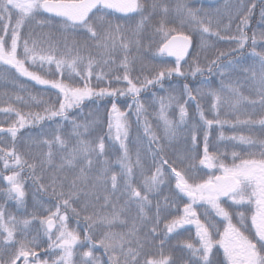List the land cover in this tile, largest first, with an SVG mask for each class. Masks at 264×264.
Returning a JSON list of instances; mask_svg holds the SVG:
<instances>
[{
  "label": "snow or ice",
  "instance_id": "snow-or-ice-1",
  "mask_svg": "<svg viewBox=\"0 0 264 264\" xmlns=\"http://www.w3.org/2000/svg\"><path fill=\"white\" fill-rule=\"evenodd\" d=\"M160 7L158 4H153L152 8L155 10ZM253 8L255 5L252 6ZM163 13L167 16L168 8L163 6ZM147 8L140 0H0V65L9 67L21 76L30 79L31 81L42 85L50 86L52 89L57 90L58 99L56 104H50L44 109V114L39 112H28L26 115L21 114L20 111L11 105L7 108L0 109L4 113H13L18 117L15 124L8 128L0 127V132L9 133L15 142L17 133L20 129L25 128L27 124L33 122H39L44 119L63 118L68 119V112L73 108H79L85 101L95 102L93 98L104 99L108 98L111 103L110 111V123L109 131H115V140L119 141L120 148L123 155L117 159L116 163L120 166L123 179L125 194L133 201L136 207L143 214L144 218H147V213L144 212L145 207H151L152 201L149 199V194L155 191L161 183L164 182V173L162 166H168L171 173L175 178V188L178 194H183L187 197L189 203L183 206V212L181 215L175 216L165 223V234L176 233L178 230L185 228L186 226H194L195 237L197 243L191 241H185L183 247L190 253L191 264H211L209 255L212 252L213 247L216 244L222 246L224 254L227 258L228 264H264V139H253L251 136H233L231 139L239 140L241 144L247 145L249 148H259V152H249L248 158H243L237 153H233V162L228 165L221 159L220 155L216 152L209 151L208 145V133L204 135L203 155L199 163L206 166L207 169L219 171V175H209L206 179H200L196 182V177L186 175V171H180L177 167L169 165V161L164 159L161 155L165 152L164 144H161L163 139L166 143L171 141L176 135L177 124L168 118L167 108L176 98L174 96L160 99L159 119L163 122V136L158 137L152 133V129L148 126L145 120V132L152 133L151 141L156 145V155L160 156V164H153L156 171L146 177L143 180L142 188L143 194L140 188L134 187L131 178L133 175V161L128 153L127 145L124 141L128 136V123L127 114L122 112L116 101L119 98L131 96L133 97V104L135 105V114L137 121L144 115L146 109L144 105L139 101V95L143 89L147 86L156 84H162L164 78L171 77L173 75L185 76V73L181 70L180 61L187 55L190 47L192 46V37L184 33L176 32V29H170L166 26L165 21L162 19L158 31L163 34L162 46L159 48L161 54H167L175 57V67L165 68L159 70L152 79L145 78L144 81L136 82L128 75V58H124L125 73L121 76H115V83L119 84L122 81L127 82L126 88L112 87V81H108L107 87H92L90 79L92 77L93 59L89 55L83 57L79 51H76L75 55L71 52L68 55L57 56L54 49L49 46L47 51L44 49H38L35 41L23 39L21 36L22 30L27 27V23L35 20L36 17L41 15H48L52 18H59L62 21L63 30H81L84 35L90 39L96 41L95 47L103 49L102 56H107L112 59L113 53L117 46L128 51V43H125L123 39L117 40V35L122 34L123 29L119 24H113L110 20L106 19L107 15L112 12H117L125 16L129 14H140L143 16ZM252 9L249 8L246 12L238 15L240 24L237 25L239 35L236 37H229L239 47L237 51H242L245 45L251 40V46L253 51L251 55L258 61V71H253L251 79L259 86V95L261 100L259 105L264 109V52H256L255 45L257 40L264 41V32L259 36L253 34L249 37L245 32L249 24V18ZM176 12L186 18V22H182V27H187L189 23L198 26L199 33L204 36H219V31L213 30V20L211 17L204 15L203 18L198 14L196 10L189 7L187 3L178 2L176 5ZM264 15V13H262ZM207 21V22H205ZM42 24H47V21H41ZM145 20H141L136 25L132 35L137 36L142 31ZM215 27L218 29L219 22H216ZM101 29L98 31L97 29ZM116 34V35H114ZM129 43L137 44L138 40L129 41ZM18 49L20 50L18 54ZM44 54H41V53ZM224 55L223 53L220 54ZM22 57V58H21ZM87 59L88 72L86 76L81 77L82 86H75L66 83L63 78L61 79H48L45 75H41V72L45 71V64L55 65L58 70L57 74L63 77V73L59 70L67 66L72 72L76 71L78 63H83ZM107 63V61H102ZM215 64V61L212 62ZM30 68L38 69L36 71L30 70ZM211 73V67L206 69ZM205 69H201L199 66L191 73L195 75L197 72L203 73ZM51 75V73H46ZM79 75V73H77ZM102 77L98 76L100 80ZM185 91L191 99V90L185 85ZM221 91H227L231 94V107L233 109L231 115L235 117V122L229 120H222L219 118L220 110L219 103L221 102L220 92L209 91V95L215 97L217 104L212 107L215 110L216 119H207L204 113H199L200 119L204 122L208 129H211L215 124L216 126L223 128L225 125L231 124L232 127H236L237 124H243L245 126H255L257 123L264 127V117L258 121H254L249 115L247 119L241 120L238 113L243 104L255 105L257 102L250 100L244 96L238 87L231 84H221ZM16 101L22 102L23 98L20 96L15 97ZM33 99H35L33 97ZM131 108L132 105H129ZM180 120L179 123H183L187 111L185 107L180 106ZM73 124V138L75 143L70 144L68 141L62 139L60 136H55L54 141L61 149L66 153L62 157V163L59 168L63 170L67 168H76L81 162H86L85 167H89L92 164L89 157L93 153L98 155H104L105 145L103 139H99V143L96 147H93L88 141L81 137L87 133L88 126L77 124L74 120ZM84 131L81 132L80 129ZM223 139V133H221ZM193 142H195V136H193ZM52 146V142L45 141ZM48 162H51L52 153L49 151ZM13 160V167H21L25 161H22L21 156L16 153L15 149L5 150L0 148V159L4 161V169L8 170L10 165L9 159ZM239 160L237 163L236 161ZM178 164H183L184 160L177 157ZM105 167L103 168L97 180L106 183L110 181L113 191L117 190V175L111 173V169L107 166L108 161H105ZM137 167H142L139 154L135 160ZM29 169L34 170L35 165H28ZM111 173V174H110ZM7 181L9 187L6 190V196L9 199H13L23 204L25 191L22 183V176L20 172L13 171L11 175L3 177ZM39 179V177H34ZM52 192L58 198L60 203L56 205V211L50 212L48 216L40 220V223L44 225V231L48 235L50 241L49 247L54 250H58L60 255L58 259L54 260L52 264H72L73 249L80 243L81 237L79 233L70 230L68 227L69 213L74 216H79V212L72 206L77 201V179L83 183L87 181L88 174L85 168L79 169V176L77 179L67 181V177L60 179L53 176L50 178ZM192 182H189V181ZM65 182L69 190L67 192L61 190L57 192V188L63 189ZM66 197V198H65ZM108 199L107 197L105 198ZM230 202V203H229ZM228 204L225 207L224 204ZM250 206L251 217L250 223H245V215L243 212H230L229 207L245 205ZM201 206L205 210L201 213L196 211V207ZM254 206V207H252ZM61 208L64 209L61 213ZM122 209H117L113 205V211L110 216H104L100 219L109 227L113 223L119 222L121 224L126 223L120 219V212ZM161 209L156 206L155 217L153 222L158 226L160 220ZM211 212V214H210ZM203 216L202 220L200 217ZM214 217L223 218L227 222V226L224 228L223 233H220L219 228L215 222ZM233 216L239 217V226L234 224ZM35 219V217H33ZM90 223H94V219L91 216L85 217ZM31 223L28 219L16 220L15 217L9 216L6 220L5 212L0 209V230L7 233V241L12 242L14 238V228L16 225L21 226V234L27 230V226ZM10 225L12 227H10ZM57 230L56 238L52 239L53 229ZM135 226H133L134 231ZM246 232H251L252 236L246 235ZM150 233L155 235L156 228L150 229ZM219 235V240L213 239V234ZM132 234V233H130ZM89 242H92L91 236L86 237ZM19 248L8 258L7 264H17V261L23 260V264H49L47 260H42L40 254L36 251L40 247L36 243L35 239L19 241ZM127 241L123 234L106 232L103 238L99 240V245L103 247L105 252L110 253L109 260L111 264H122L121 256L117 255L119 252L124 257L123 264H140L137 257L140 252L134 251L132 248H128L125 251V244ZM93 246H95L93 242ZM142 247V246H141ZM159 249H163L164 241L161 240ZM160 258H146L143 264H175L174 261L168 256H164L163 252L159 253ZM86 258L85 264H100L99 258L94 257L91 251L83 253Z\"/></svg>",
  "mask_w": 264,
  "mask_h": 264
},
{
  "label": "rangeland",
  "instance_id": "rangeland-1",
  "mask_svg": "<svg viewBox=\"0 0 264 264\" xmlns=\"http://www.w3.org/2000/svg\"><path fill=\"white\" fill-rule=\"evenodd\" d=\"M154 1H156L157 3L155 4L160 5V7H157L155 10H153L152 5L154 3L149 4L147 7L148 14L144 13L143 16H139L137 19H131L126 22L125 26L131 28L132 30L123 31L122 36L117 35L118 41L120 39H123L125 43H128V54L125 55H129L130 59L133 60L134 63H131L132 66L139 67L141 65V62L138 59L141 58L142 52L144 51V47L141 44L142 39L146 38L148 49L152 55H154V50L156 46L159 45L161 37L163 41V34L158 31L160 21L162 19L165 21L168 28L176 29V33H172L173 35L177 34V32H188L189 34L191 33L194 36H192V38L193 42L195 43V48L190 54V58L186 62L184 61L186 64H184L181 68V70L185 73V76L173 75L171 76L172 78L181 81L188 78L189 80L193 81L197 75L201 74L199 72H197L195 75L191 74L195 70L197 65H201L199 66L201 69L212 67L214 64H210L209 62L212 57L215 59L217 58L215 60V63L220 60H225L226 62H221L217 69L209 73V75H211L213 79L212 82L206 80V77L203 75L204 72L201 74L200 85L197 84V86L191 89V94L195 97L196 103H194V99L188 97V94L185 91V85L175 80H173V82L169 85H164L160 87V89L158 88L157 93H155L153 96L149 94L139 98V101L144 105L146 109L144 115L140 117L139 121H137L136 118L135 105L133 104V102L120 103L121 98L117 99L116 103L119 109L127 114L128 136L124 143L127 145L129 156L133 161V175L131 181L134 187L140 188L142 194L143 188L141 186L143 184V180L156 171L155 167H153L154 163L157 165L160 164V158L156 157V150L151 144L147 143L149 142L148 138L151 139L152 133H154L158 137L163 136V122L159 119L158 116L160 108L159 102L161 98L167 100V97H169L170 95L176 98L174 101H172V103L166 110L168 118L175 122L177 124V127L176 135L171 141L166 143L163 139L161 140V144H164L165 146L164 158L169 160L172 167H178L180 171L187 170L186 175L196 177V180L200 179V176L198 174H195V172L199 170V167H201V170L203 169L209 175L215 174L214 170L207 169L206 166L201 165L199 163L200 160L198 161L199 167L195 166V163L197 162L196 155L198 151L192 139L193 136H195V141H198L199 132L200 135L204 137L208 129L204 122L200 119L199 110L201 108V111L204 113L207 119L217 118L215 116V110L212 107L214 104H217V101L215 97L208 94L209 91L219 92L218 87H220L221 90V84H231L235 87H238L239 91L244 96L248 97L250 100L257 102L255 105L243 104L240 108V112L238 113L239 118L241 120H244L247 119L250 115L253 119L255 116L257 117L256 113L260 111L262 112L260 116L264 115V109H262L259 105V101L261 100V96L259 95V86L251 79L252 72L259 70L258 61L251 55L253 47L251 46V48L245 53L244 58L230 59L228 57L229 55H225V53L227 52H224L223 50L222 52L217 51L212 40L210 39L211 36H202L199 33L197 25L189 23L187 27H182V22H186V18L176 12V5L178 2L187 3L189 7L194 9L193 3L200 4L204 1L210 0H195V2L190 0ZM223 1L221 2V4H226L229 0ZM242 2L243 6H238V9H240L235 10L233 16H230V8L234 9L237 5L236 2H232L226 6H223V8L218 7L217 5L216 8H205L198 12V14L201 16V18H203L205 14L211 17V19L214 21L213 30H218L219 32L221 31L215 27V22L218 21L221 24L229 25L231 20V23H234L231 28L230 37H236L239 35V32L237 30V27L235 26V20L237 21V25H239L240 20L238 18V15L246 12L249 8H251L252 11L249 18V24L243 30L249 37H252L253 34L259 36L262 31V22H257L256 24H254L251 17L254 8L252 7V5L250 7H247L248 3L244 1ZM163 6H167L168 8L167 16H165L163 13ZM194 6L196 7V5ZM108 20L111 21L112 19ZM141 20H145L146 23L144 24L142 31H140L137 36H133L132 33L136 28V25L139 24ZM42 21L47 20L42 19ZM247 29H249L250 33L246 31ZM97 30L101 31V29L99 28ZM21 36L23 39H28L30 41V44L31 41H35L38 49H44L45 51H47L49 46H51L54 49L55 53L59 52L61 56L68 55L69 52H71L72 55H75L77 50L83 57H88L90 55L94 61L91 70L100 72L106 73L112 68H117L125 58V51L119 46H117V48L115 49L112 59H109L107 56L101 55L103 49L95 47L96 41L84 35L83 31H65L63 30L62 23H53L51 21H47V24H42L38 21V17H36L35 20L31 21L30 23H27V27L22 30ZM132 40H138V45L129 43V41ZM230 44L232 45V47L236 48V50L233 51V55L241 52L237 51L239 46L234 41L230 42ZM250 44L251 40H249V43L247 45ZM247 45H245V47ZM161 46L162 43L160 47ZM256 50L258 52H264V41L257 40V43L255 45V51ZM19 52L20 50L18 49V54ZM221 53H223L224 55L221 56ZM41 54L44 53L42 52ZM156 57L162 60H168L166 57L162 56L159 51L157 52ZM240 60L246 61L238 62ZM102 61H107V63H104ZM155 62L156 60L152 62L149 58L147 61V67H149L150 69H154ZM87 63V59H85L83 63H78L76 66V71L88 72ZM175 63L176 62L174 61L169 64L159 62L157 63V66L162 69L172 68L175 67ZM45 66L51 65L45 64ZM52 66L54 68L55 65ZM47 69L48 71H50L51 68L48 67ZM30 70L36 71L38 69L30 68ZM64 70H70L71 73L76 74V71L72 72L71 69H69L67 66H65ZM40 74L45 75V71L41 72ZM20 77L21 76H19L15 72V70L0 65V103L3 104L17 102L19 107H23L25 109L36 108L39 105L43 104L47 99L46 97L48 96V90L53 91L55 94H57V90L52 89L50 86L47 88L46 86L39 85L26 77H21L23 80ZM171 77L166 76L164 79H169ZM46 78H48V75H46ZM23 81L28 82V84L31 85H28ZM71 82L75 86H82V81L80 79L71 80ZM89 82L92 87L108 86L104 82ZM37 85H39L40 88ZM113 87L126 88L127 85L123 86L121 84H117ZM42 89L45 91V94ZM23 91H25V93L27 94L26 99H23L22 102L16 101L15 97H22ZM227 95V102L225 103L223 99H221V102L218 105L220 110L219 118L222 120H227L230 116H233L231 115L233 111L231 104L229 105L228 109H226L225 106L226 104H229L232 99L229 92L227 93ZM33 97L35 99H33ZM93 99L95 102L85 101L71 117H68L67 120L60 118L55 123H52L53 125L46 124V122L44 124L42 120V126L39 129L31 130L30 133L25 134L24 136L20 137L21 139H19L20 153L17 152V154L21 156L22 161L30 162L31 164L34 163V177H39V179L35 180H37L38 184H40V187H42L41 189L47 192L51 191L47 194L49 196L56 197L57 202H55L51 197H46V195L43 197L39 188L23 184L25 191L24 202L23 204L20 203L18 209L15 210L13 209L12 205H10L2 198L0 194V209H3V211L5 212L6 220L9 216H11L15 217L16 220L28 219L31 221V223L27 226V230L23 234H21V226L16 225L14 228V238H17L18 242L24 241L25 237L27 238V240L35 239L36 243H38L39 245H43V237L34 228L36 226V217L38 215H41V218L37 219V225L41 229L43 236L48 239V235L44 231V225L40 223V220L48 216L50 212H55L56 205L60 203V198H58L52 192L53 185L51 184L50 178L53 176L59 177L60 179L67 177V181H71L78 178L79 169L84 167L85 171L88 174V179L83 183H81L77 179V186L79 189L77 193V201L72 204V206L75 207L80 214L79 216H74L69 213V219L67 221L69 229L79 233L81 237L80 243L73 249L72 264H85L86 258L83 256V253L88 251H91L94 257L99 258L100 264H109L108 261L110 253L105 252L103 247L99 245V240L103 238V235L106 232L123 234L125 240L127 241V243L125 244V249H136L137 252H141L142 254L143 252H145V250L151 252V249L145 246V243L149 239L150 235L151 237H154V235L150 233V229H152L153 227L156 228V224L153 222L156 207H154L153 209L152 206L145 207L146 210L144 209V212L147 213V218H144L143 214L136 207L135 203L131 201L125 194L126 190L123 186V174L120 166L116 163L117 159L123 155V152L120 148L119 141L115 140L114 138L115 131H109L111 103L109 102L108 98ZM101 101L106 102V104H101ZM129 105H132V107L130 108ZM180 106L185 107L187 111V116L183 123H179ZM39 113H41V111ZM4 115L11 114L6 113ZM5 119H8L7 121H9V118ZM73 120L77 124L88 126L87 133L81 138L88 141L93 147H96L98 145L100 138L103 139L105 145V153L102 156L98 155L97 153H93L89 157V159H91L92 161V164L89 167H85L86 162H81L76 168L65 167L63 170H61L59 168V165H61L62 157L66 155V153L63 149L60 148L57 143H55L54 137L58 135L62 139L68 141L70 144L75 143V139L72 135ZM145 120L147 121L148 126L152 129V133L145 132ZM12 121L13 123L11 124V126L16 123L17 118L13 119ZM28 126L29 124L26 125V127ZM243 127V124H238V128ZM247 127H249L248 135L244 136H251L254 140L264 139L263 135H254L253 127ZM225 128L229 129V126L225 125V127L220 128L214 124L210 129L212 131L210 138H208L210 152H217L218 150L231 152L234 150L235 147L229 145L228 140L222 139L219 135V131H226ZM80 131L83 132L84 129L81 128ZM7 135L9 137V140L13 141L11 135L9 133ZM226 135H229V133L226 132ZM45 141L52 142L51 148H49V145L45 143ZM234 145L247 147V145H243L241 144V142H235ZM203 146L204 140L202 147ZM213 147L217 148L218 150H213ZM49 151H51L52 153L50 163L48 162L47 155ZM137 154H139L142 167H137L135 165ZM177 157L183 159L184 163L178 164L176 162ZM105 161H108L107 166L111 169V173H115L117 175L116 191H113L110 181L102 183L97 180V177L100 176L103 168L105 167ZM16 168L17 167H13V165H10L9 169L15 170ZM162 171L165 178L164 182L161 183L155 191L149 194V199L151 196H155L156 194L162 195L161 190H165L166 187H175L176 181L174 175L170 171V168L168 166H162ZM41 180L44 181L41 182ZM23 182L24 181L22 178V183ZM190 182L192 181L190 180ZM43 184L48 190L43 188ZM8 187L9 186L7 185L5 189L7 190ZM61 190L65 192L69 190L67 182H65V187L63 189L57 188V192ZM168 193L169 190L166 189L165 194ZM106 197L108 198L107 200L105 199ZM10 201L13 204L18 205L16 200L10 199ZM113 205L117 209H122V211L120 212V219L125 221L126 223L121 224L119 222H115L111 227H109L100 218L104 216H110L113 211ZM87 216L93 217L95 222L90 223L85 219V217ZM33 217H35V219ZM85 222L89 224L90 230L87 228ZM133 226H135L134 231ZM10 227L12 226L10 225ZM52 233V239H55L56 234H58L57 230L54 228L52 230ZM3 236L7 237V233H0V243H3ZM89 236H91L92 242H89L86 239V237ZM168 237L171 240L166 245V251L157 248V252L160 253L162 251L163 255L170 257V259L174 261L175 264H180V260L183 258L181 255V248L173 245L174 241L172 239V235ZM185 241H190V237H184L181 243L183 244ZM93 242L95 246H93ZM3 245V262L7 263V256L12 251V245ZM40 251L43 252V249H40ZM43 255L44 253L40 255V258L42 260H47L49 264H52L54 260L58 259L60 253L58 250L54 251V249H51L48 255L46 253V256L48 257H43ZM117 255H120V253L118 252ZM123 262L124 259L122 260V264ZM29 264H31V261L29 262Z\"/></svg>",
  "mask_w": 264,
  "mask_h": 264
},
{
  "label": "trees",
  "instance_id": "trees-1",
  "mask_svg": "<svg viewBox=\"0 0 264 264\" xmlns=\"http://www.w3.org/2000/svg\"><path fill=\"white\" fill-rule=\"evenodd\" d=\"M190 1H194L195 2V0H190ZM140 2L142 4H144L146 8L148 7L149 4L157 3L154 0H140ZM190 4H191V2H190ZM193 4L196 5V7L194 5H193V7H194V10H197V12H200L201 10H203L205 8H211V9L212 8H216V5L218 7H221V8H223V6L227 5V4H223L222 5L221 1L219 2V1H216V0L204 1L203 3H200V4H196V3H193ZM199 6H201V7H199ZM144 13L148 14L147 11L144 12ZM233 14H234V9L230 8V16H233ZM139 16H141V15L140 14H136L135 16H132V17H120V16H117V15L111 13L110 15L106 16V19H112L111 22L113 24L121 25L123 31H125V30H132L131 28H128V27L125 26L126 22L128 20H131V19H137ZM42 19L43 20H47V21H51L53 23H62L61 20H59L58 18L54 19V18H52L50 16H47V15L38 16V21L39 22H41ZM216 22H215V25H216ZM233 23L234 22L231 23V20H230V24L229 25L219 23L218 29L221 31V32H219L220 35L218 37L213 35V36L210 37V39L212 40V42H213L214 46L216 47L217 51L222 52V50H223L224 52H227V53H225V55L226 56L229 55L228 57L230 59H232V58H244L245 54H242L241 52L233 55V51L236 50V48L232 47V45L230 44V42H232L233 40H230L229 38H225V37H230L231 28L233 26ZM255 23H257V22L255 21ZM213 25H214V21H213ZM235 26L237 27V21L235 22ZM179 33H181V32H179ZM184 34H188L190 36H193L191 33L189 34L188 32H186ZM122 35L123 34H120V36H122ZM45 43H46V41H45ZM161 43H162V37L160 39L159 45L156 46V48L154 50V55H152L150 53L149 49H148V46H147V43H146V38L141 40V44L144 47V51L142 52L141 58L138 59L141 62V65L139 67L132 66L131 63L132 64L134 63L133 60L130 59L129 55H125V54H128L127 52H124V55L127 56V58H128V75L133 79L134 82H136L137 79L139 81H141V82L144 81L145 78L152 79L159 70H162V68L157 66V63L161 62V63L169 64V63L173 62L171 60H166V59L162 60V59L156 57L157 52L159 51V47H160ZM194 48H195V44H194ZM55 54L58 57L61 56V54L59 52H56ZM149 58H150V60L152 62L154 60H156V62L154 64V69H150L149 67H147V61H148ZM216 59L212 57L209 60L210 64L213 61H215ZM221 62H226V61L225 60H220V61L216 62L211 67V69H212L211 72L213 70L217 69V67L220 65ZM238 62H242V61L240 60ZM184 64H186V63L185 62L184 63H180V67L182 68V66ZM197 66H201V65H197ZM47 68L48 67L45 66V70ZM64 68L65 67H63L62 69L59 70L60 72L63 73V77H61L60 75L57 74L58 70L56 68H53V70L51 72L49 71V73H51L50 77L56 78V79L63 78L64 81H71V80H74L75 78L81 80V77H84L87 74V72H83V71L82 72L76 71L75 72L76 74H74V73H71L70 70L69 71L64 70ZM77 73H79V75H77ZM124 73H125V68H124V60H123V62L117 68H112V69L108 70L106 73L105 72L96 71V70H92V77H91L90 81L92 83H94V82H96V83L104 82L107 85H108V83H107L108 81H112V85L111 86L113 87V86L117 85V83H115V79H114L115 76H121L122 77L124 75ZM203 75L206 77L207 81L212 82L213 79H212L211 75H209V72L206 69H205ZM98 76H100L102 78L100 80H98L97 79ZM200 76H201V74L197 75L196 78L193 81L189 80L188 78L183 79L182 81L181 80H177V79L172 78V77L169 78V79L166 78V79H164L162 81V84H156V85H152V86H147L145 89H143L141 91V93L139 95V98L144 97L145 95H149V94L153 96L155 93H157L158 88L160 89V87H162L164 85H169L170 83L173 82V80L183 83L184 85L187 86L188 89L191 90L193 87L197 86V84L200 85V83H201ZM119 84L125 86V85H127V82L126 81H122ZM47 87H49V86H47ZM200 88H201V86H200ZM218 88H219V92H220V95H221L223 101L226 103L227 102V98H228V95H227L228 92L227 91H221L220 87H218ZM47 95H48L46 97L47 99L44 101L43 104H41V107L36 111V112H40L41 111L42 115L44 114V109L48 105L56 104L57 100L59 99L58 95L55 94L53 91L48 90L47 91ZM188 97H189V95H188ZM192 97H194V96L192 95ZM23 98H25V95L23 96ZM61 99H62V97H61ZM101 102H104V101H101ZM127 102H133V97H131L129 95V96H126V97H122L120 99V103H127ZM194 103H196V99H194ZM230 104H231V102L229 104L225 105L226 109H228ZM9 105H11L12 107H14L16 109L19 108L17 102H13V103H3V104L0 103V109L7 108ZM79 108H73L71 111H69L68 112V117H71ZM32 109H34V108H32ZM201 109L199 110V113L201 112ZM29 110H30V108H29ZM261 113H262L261 111L257 112L256 113L257 117L255 116L253 118V120L254 121H258L259 119L264 117V115L260 116ZM4 114H6V113H4L3 111H2V113L0 112V127L6 129V128L11 126V121L13 119H15L17 116L15 114H13V113H10L11 115H6V116L9 117V121H7L8 119H5V115ZM58 119H60V118H53L51 120L44 119L43 123L45 124V122H46V124L53 125L52 123H55ZM227 120L232 121L234 123L235 122V117L230 116ZM41 124H42V122L39 121L37 123L29 124V126L27 128L25 126V128L20 129V131L17 133V137H16L15 142L9 140L8 143H7V140H5V141H1L0 140V148H3L5 150H9V151L14 148L16 153L17 152L20 153V150H19L20 149L19 148V139H21L20 137L24 136L27 133H30L31 130L39 129L41 127ZM228 126H229V129L225 128L226 129L225 132L222 131V130L219 131V135L221 136V133H223V137H224L223 139L228 140L229 145L235 147L234 150L231 151V152L230 151L227 152V151L218 150L217 148L213 147L214 148L213 150H218L216 153L218 155H220L221 159L224 161L225 164L230 165L233 162V155H232L233 153H237L239 156H241L243 158H248V153L249 152H259L260 151V149L258 147L257 148H249L248 146L247 147L235 146L234 143L235 142L239 143L240 141L231 139L233 136L248 135L249 127L243 125L244 126L243 128H238V124L234 128L232 127L231 124H229ZM251 127H253L255 136H261V135L264 136V127H261L258 123L255 126H251ZM226 132H228L229 135H226ZM0 133H1L0 139L4 140L5 137H8V136H6V134H7L6 132H0ZM207 133H208V138H210V136L212 134V131L210 129H207ZM148 140H149V142L147 144H151L153 146V148L156 150V145L151 141V139L148 138ZM203 140H204V137H202L200 135V132H199L198 141L193 142L195 147H196V149H197V151H198L197 155H196L197 162L195 163L196 164L195 166H197V167H199L198 161L200 160V158L203 155V147H202ZM3 142H4V144H3ZM221 143H223V142H221ZM161 155L164 157V153H162ZM156 157L160 158V156H158V155H156ZM236 162L238 163L239 160H237ZM8 163H9V165H13V160L10 158L8 160ZM3 165H4L3 159H0V194H1L2 198L6 202H8L10 205H12L13 209L17 210L19 205H15V204H13L10 201V199L6 196V194L4 192L5 187L3 186V184H4L3 176L10 175V174H12L13 171H17V172L21 173V176H22L23 181H24L23 184H27V185H31V186H33L35 188H39V190L41 191V194L43 195V197L46 195V197H51L55 202H57V198L54 197V196H49L47 194V191H44L43 189H41L40 184H38L37 180L34 179V170L35 169L32 170V169L28 168V165H34V163L31 164L30 162H26L21 167H17L15 170L9 169L8 171H5ZM169 165H171L170 162H169ZM177 169H178V167H177ZM195 174H198L200 176V179H204V178L208 177V175H209L203 169L201 170V167H199V170L197 172H195ZM216 174H220V172L219 171H215V175ZM200 179L196 180V182L199 181ZM166 189L169 190L168 194H165ZM166 189L165 190H161L162 191V195L156 194L155 196L153 195L154 197L153 196L150 197V200L151 201L153 200L152 203L154 202L153 205H152V209L154 207H156V206H159L161 209L165 208L166 212L165 211L161 212L159 224H158V226L156 225V234L154 235V237H151V235H150L149 239L145 243V246H147L148 248L151 249V252L146 251V250H145V252H143V254H147L148 257H150V255H152L153 249H155L156 246L160 245L161 240L164 241V231H165L164 230V226H165V223H167L173 217L181 215L182 212H183V206L185 204L189 203L188 198L183 196V194H178V192H177V190H176V188L174 186H171L169 188L166 187ZM224 206L228 207L229 205L226 203V204H224ZM252 207H254V206H252ZM61 210H62V213H63L64 209L61 208ZM204 210L205 209L203 207H201V206H197L196 207V211L198 213H201ZM229 211L230 212H233V211H235V212H243L245 217H246L245 223H250V217H251L252 213H251V210H250V206H248L247 204L229 207ZM210 214H211V212H210ZM40 218H41V215H38L36 217V223H35L36 226L34 228L43 237L44 242H43V245H40V247L36 249V251L40 255L42 253H44L43 257L44 256L48 257V256H46V253L48 255L49 251L51 250V248L49 247L50 241L45 236H43V233L41 232V229L37 225V222H38L37 219H40ZM200 218L202 220L204 219L203 216H201ZM213 218L215 219V222L217 224V227L219 228L220 233H223L224 228L227 226V222L224 221L223 218H220V217H214L213 216ZM232 222L234 224H237V226H239V217L238 216H233V221ZM85 224H86L87 228L90 230L89 224L87 222H85ZM0 233L4 234V232L2 230H0ZM245 234L249 235L250 238L252 236L251 232H246ZM166 235L167 236H165V238L170 239L168 237L169 235L168 234H166ZM170 235L173 236L172 237V239L174 241L173 245L174 246H178L180 248H183V250L181 251V255H182L183 258L180 260V264H191L190 253L183 247V244L181 243V241H182V239L184 237L189 236L190 237V241L192 243H194V244L197 243L196 242V237H195V228L192 227V226H186L185 228L180 229L176 233H172ZM213 239L214 240H219L220 236L216 235L214 233L213 234ZM3 244L12 245V251L8 254L7 259L19 248V243L17 241V238H14L12 242H9V241H7L6 237L3 236V243H0V263H4L3 262L4 259L2 257V253L4 252V245ZM40 249H43V252L40 251ZM125 251H127V249H125ZM134 251H136V249ZM120 256H121V262H122L124 257L121 254H120ZM137 260H139V259H137ZM209 260L211 261V264H228L227 258H226L225 254H224V250H223L222 246H220L219 244H216L213 247L212 252L209 255ZM17 263L18 264H23V260L21 259L20 261H17ZM108 263L111 264L110 260L108 261ZM4 264H7V263H4Z\"/></svg>",
  "mask_w": 264,
  "mask_h": 264
},
{
  "label": "flooded vegetation",
  "instance_id": "flooded-vegetation-1",
  "mask_svg": "<svg viewBox=\"0 0 264 264\" xmlns=\"http://www.w3.org/2000/svg\"><path fill=\"white\" fill-rule=\"evenodd\" d=\"M155 249H156V247H155ZM140 253H141V252H140ZM153 257L159 259V258H160V255L155 254V255H150V257H148L147 255H143V254L141 253V254L137 257V259H141V260H139V262H140V264H143L142 258L146 259V258H153Z\"/></svg>",
  "mask_w": 264,
  "mask_h": 264
},
{
  "label": "water",
  "instance_id": "water-1",
  "mask_svg": "<svg viewBox=\"0 0 264 264\" xmlns=\"http://www.w3.org/2000/svg\"><path fill=\"white\" fill-rule=\"evenodd\" d=\"M113 13H116V14H119V15H122V16H125V15L120 14V13H117V12H113ZM129 15H133V14H129ZM129 15H127V16H129ZM191 47H192V46H191ZM191 47H190V49H191ZM190 49H189V51H188V54H189V52H190ZM163 55H166L168 58H171V59H174V60H175V57H173V56H169V55H167V54H163ZM187 57H188V55H187L183 60H185Z\"/></svg>",
  "mask_w": 264,
  "mask_h": 264
}]
</instances>
